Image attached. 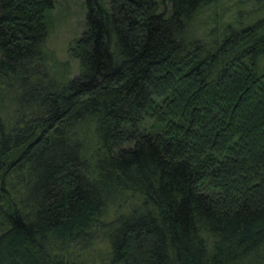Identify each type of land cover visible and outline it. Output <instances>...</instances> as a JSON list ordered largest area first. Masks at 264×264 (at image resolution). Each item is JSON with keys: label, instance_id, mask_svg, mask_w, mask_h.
<instances>
[{"label": "trees", "instance_id": "obj_1", "mask_svg": "<svg viewBox=\"0 0 264 264\" xmlns=\"http://www.w3.org/2000/svg\"><path fill=\"white\" fill-rule=\"evenodd\" d=\"M0 0V264H264V0Z\"/></svg>", "mask_w": 264, "mask_h": 264}, {"label": "rangeland", "instance_id": "obj_2", "mask_svg": "<svg viewBox=\"0 0 264 264\" xmlns=\"http://www.w3.org/2000/svg\"><path fill=\"white\" fill-rule=\"evenodd\" d=\"M107 3L108 0H101ZM160 1V0H158ZM86 0H55L48 16L46 47L59 62H66L76 73L77 62L69 55V47L84 28Z\"/></svg>", "mask_w": 264, "mask_h": 264}]
</instances>
